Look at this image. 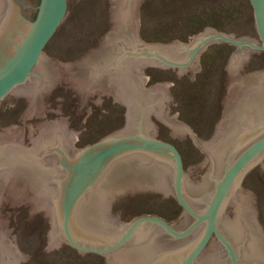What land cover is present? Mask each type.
<instances>
[{"label": "water", "instance_id": "water-1", "mask_svg": "<svg viewBox=\"0 0 264 264\" xmlns=\"http://www.w3.org/2000/svg\"><path fill=\"white\" fill-rule=\"evenodd\" d=\"M262 43L211 28L191 43L149 44L140 38L142 0H112L116 26L103 37V51H92V66L48 59L45 48L67 13V0H0V101L32 96L30 112L45 110L42 90L54 96L62 67L75 73L80 96L102 93L126 104L127 126L85 148H74L75 131L62 119L46 121L29 147L11 146L14 130L0 132V199L5 184L38 190L33 212L52 207L50 245L62 241L81 255L101 254L112 264H264V233L251 192L242 194L250 170L264 166V70L235 81L212 141H201L170 112L174 83L145 88L147 68H176L195 79L200 55L214 43L238 50L227 71L236 76L252 50L264 51V0H249ZM0 105L1 102H0ZM172 136H192L209 167L202 182L188 178L174 143L160 141V127ZM218 135V136H217ZM156 189L176 196L184 214L174 225L157 216L122 221L111 217L115 195ZM11 223L2 225L0 264H20Z\"/></svg>", "mask_w": 264, "mask_h": 264}, {"label": "rangeland", "instance_id": "rangeland-1", "mask_svg": "<svg viewBox=\"0 0 264 264\" xmlns=\"http://www.w3.org/2000/svg\"><path fill=\"white\" fill-rule=\"evenodd\" d=\"M67 13L58 31L45 48L48 59L92 66V51H103V37L115 26L112 0H67ZM206 28L262 43L249 0H142L140 38L149 44L191 43L192 37ZM238 50L231 42L214 43L200 55V72L191 80L188 74L177 76L176 68L151 67L145 70L146 87L162 82L174 83L170 112L188 124L201 141H212L224 114L227 93L237 80L264 70V51L252 50L234 76L227 65ZM75 73L62 67L57 87L42 90L45 110L37 117L30 112L32 96L21 93L0 102V132L14 130L15 145L29 147L42 134L46 121L62 118L75 131L74 148H85L127 126L126 104L115 96L102 93V105H95V93L79 94ZM153 123L160 127V141L174 143L180 152L186 177L202 182L209 167L207 158L192 136H172L174 127L163 125L153 113ZM37 138V139H36ZM20 141V142H19ZM20 144V145H19ZM12 145V144H11ZM16 145V146H17ZM5 199H0L2 225L11 223L20 250L29 255L20 264H112L101 254L81 255L76 247L62 241L59 249L50 245L52 207L33 212L38 190L5 184ZM251 192L264 233V166L250 170L242 182V194ZM111 217L122 221L141 216H157L174 225L184 214L176 196L167 197L156 189L115 195Z\"/></svg>", "mask_w": 264, "mask_h": 264}, {"label": "bare ground", "instance_id": "bare-ground-1", "mask_svg": "<svg viewBox=\"0 0 264 264\" xmlns=\"http://www.w3.org/2000/svg\"><path fill=\"white\" fill-rule=\"evenodd\" d=\"M256 43H257V42H256ZM146 88H148V87H146ZM169 110H170V109H169ZM66 123H67V122H66ZM67 124H68V123H67ZM75 137H76V135H75ZM36 139H37V138H36ZM19 142H20V141H19ZM16 145H17V144H16ZM16 145H15V141H13L11 146H16ZM19 145H20V144H19ZM17 146H18V145H17ZM23 146H24V145H23ZM51 213H52V210H51Z\"/></svg>", "mask_w": 264, "mask_h": 264}, {"label": "flooded vegetation", "instance_id": "flooded-vegetation-1", "mask_svg": "<svg viewBox=\"0 0 264 264\" xmlns=\"http://www.w3.org/2000/svg\"><path fill=\"white\" fill-rule=\"evenodd\" d=\"M218 136V135H217Z\"/></svg>", "mask_w": 264, "mask_h": 264}]
</instances>
